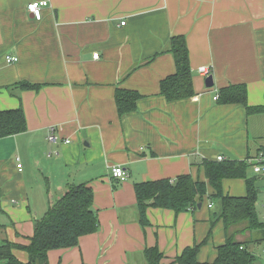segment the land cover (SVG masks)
Listing matches in <instances>:
<instances>
[{
    "label": "crops",
    "instance_id": "obj_1",
    "mask_svg": "<svg viewBox=\"0 0 264 264\" xmlns=\"http://www.w3.org/2000/svg\"><path fill=\"white\" fill-rule=\"evenodd\" d=\"M40 1L47 6L36 20L27 5ZM172 36L185 37L194 95L168 102L159 85L175 72ZM6 56L18 61L7 64ZM203 67L212 87L198 72ZM21 83L40 86L24 90ZM236 84L245 86L250 107H264V0H0V110L20 108L26 123L25 132L0 139V244L27 245L34 221L69 186L87 185L97 229L76 247L50 251L49 264H146L143 251L154 246L161 264H170L204 239L210 214L203 208L215 205L205 199L179 215L149 208L142 227L134 185L182 174L203 180L205 160L264 152V112L247 115L214 99ZM116 89L141 96L122 118ZM51 127L58 144L47 140ZM116 166L124 180L112 176ZM248 175L264 205V178ZM222 186L224 194H246L241 179ZM263 247H249L255 264H264ZM201 250L197 260L205 262ZM13 254L27 261L24 251Z\"/></svg>",
    "mask_w": 264,
    "mask_h": 264
},
{
    "label": "trees",
    "instance_id": "obj_2",
    "mask_svg": "<svg viewBox=\"0 0 264 264\" xmlns=\"http://www.w3.org/2000/svg\"><path fill=\"white\" fill-rule=\"evenodd\" d=\"M175 72L162 79L159 94L168 102L191 98L194 95L192 75L189 66V52L184 36H172L169 49ZM40 85L21 83L24 90L37 89ZM217 103L220 105H241L247 115L264 112V107H250L247 104L246 89L243 84L229 85L218 90ZM140 95L132 90L116 89L115 105L119 118L136 110ZM26 130L22 109L0 110V139L21 134ZM203 180L191 174H182L174 180L159 179L136 183L138 222L142 227L149 225L146 212L149 208L165 209L175 215L198 208L204 200L216 205L209 217V229L204 239L186 247L173 258L170 264H255L256 256L249 249L251 245L264 244V221L256 211L258 189L255 177L248 175L249 166L245 161L205 160L201 164ZM241 179L245 182L246 194L241 197L223 192V181ZM210 194H208V190ZM209 207V205H208ZM212 207V206H211ZM209 207V208H211ZM212 210V209H211ZM221 223L224 241L215 250V258L209 262H199L197 254L212 237L216 224ZM98 225L93 209V192L87 185H71L52 204L45 215L34 221L33 234L27 245L4 241L0 244L2 264H49L50 251L70 249L78 245L82 236L92 234ZM246 236L238 240V236ZM14 250L26 253L27 261H19ZM146 264H161L163 254L157 247L143 251Z\"/></svg>",
    "mask_w": 264,
    "mask_h": 264
},
{
    "label": "built area",
    "instance_id": "obj_3",
    "mask_svg": "<svg viewBox=\"0 0 264 264\" xmlns=\"http://www.w3.org/2000/svg\"><path fill=\"white\" fill-rule=\"evenodd\" d=\"M45 6H47V1L32 2L27 5V9H28V12L33 16V18H35L36 20H40L41 19V9ZM121 25H124V22H122ZM98 57H99L98 53L93 54L94 59H98ZM17 61H18V58L15 56L5 57V62L7 64H13V63H16ZM198 72L204 77H208L210 75V70L205 67L199 68ZM217 97L218 95H215L214 99L216 100ZM47 140L51 144H58L60 142V137L55 132L54 127L49 128V134H48ZM64 143L68 144L70 143V141L65 140ZM16 160L18 161L19 159L16 158ZM216 160L222 161L225 159L221 156H218ZM245 162L249 166V169L254 176L264 178V152H261L259 154H256L253 157L246 159ZM17 168L21 169V164H17ZM112 176L114 178L124 180L127 177V174L125 170H123L120 166H116L112 169ZM263 197H264V192H263ZM211 206L212 204H209V207ZM262 208L264 209V205H262ZM263 221H264V217H263ZM262 254H263V259H264V247L262 250Z\"/></svg>",
    "mask_w": 264,
    "mask_h": 264
},
{
    "label": "rangeland",
    "instance_id": "obj_4",
    "mask_svg": "<svg viewBox=\"0 0 264 264\" xmlns=\"http://www.w3.org/2000/svg\"><path fill=\"white\" fill-rule=\"evenodd\" d=\"M259 194H258V196H259ZM261 199L262 198L259 197L258 200H257V202H256V211H257V214H258V217L260 218V220L263 221L262 218H263V215L264 214H263ZM215 206L212 208V210H208L207 208H203L202 214H207V215H208V213L211 214L212 211L215 210V208H216ZM222 242H223V238H222V228H220V225L219 224H216L215 227H214V229H213L212 239H210L209 241H207V243L202 247V250H201L202 252H200V254H202L203 260L205 262L207 261V259H210L212 257V255L214 256L213 245H218V244H221ZM259 250L260 249L256 248V252H259Z\"/></svg>",
    "mask_w": 264,
    "mask_h": 264
},
{
    "label": "water",
    "instance_id": "obj_5",
    "mask_svg": "<svg viewBox=\"0 0 264 264\" xmlns=\"http://www.w3.org/2000/svg\"><path fill=\"white\" fill-rule=\"evenodd\" d=\"M205 86L206 87H212L213 86V78L211 75H209L208 77L205 78ZM201 205H198V208H200Z\"/></svg>",
    "mask_w": 264,
    "mask_h": 264
}]
</instances>
